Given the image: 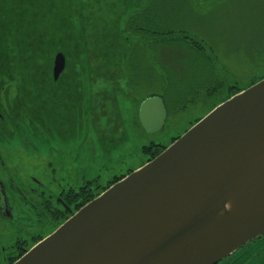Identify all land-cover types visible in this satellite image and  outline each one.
Wrapping results in <instances>:
<instances>
[{
	"label": "rangeland",
	"instance_id": "374dc122",
	"mask_svg": "<svg viewBox=\"0 0 264 264\" xmlns=\"http://www.w3.org/2000/svg\"><path fill=\"white\" fill-rule=\"evenodd\" d=\"M25 1L26 13L16 12L17 17L11 14L10 18L24 19L17 26L28 50L20 63H29L25 67L29 80L38 68L33 52L36 32L42 33L43 38L47 36L51 9L56 12L52 28L59 33L64 30L65 41L61 43L69 50L73 48L71 63L76 76L80 75L82 51L85 55L88 48L90 65L117 62L121 67L116 95L91 107V116L97 113L96 109L105 116L104 125L95 133L90 126L82 148V143L75 142L74 131V142L64 148L63 155L55 156L57 160L72 163L76 186L91 181L104 187L115 176L137 169L147 158L144 152L147 148L169 146L174 138L183 135L238 89H246L264 78V0H47L46 7L43 0L39 17L38 12L31 13L36 8H30V2ZM140 19L150 21L149 29L164 33H150L151 70L146 71L144 63L138 64L133 71L135 82L127 74L130 65L127 49L141 46L140 30L134 28ZM134 20L137 24L131 25L132 32L125 33L128 23ZM66 23L72 35L69 40ZM10 31L15 33L13 27ZM196 45L199 47L195 48ZM15 53L18 54L17 50ZM140 59L133 60L137 63ZM44 96L43 119L50 123L54 119L60 131L67 132L68 125L60 123L57 117L68 112L70 100L65 109L62 106L65 99L57 102L56 95L53 99L50 94ZM153 96L162 99L166 118L162 128L146 131L142 128L139 108ZM32 105L36 108L34 102ZM111 105L117 110L116 116L108 114Z\"/></svg>",
	"mask_w": 264,
	"mask_h": 264
},
{
	"label": "water",
	"instance_id": "95a60500",
	"mask_svg": "<svg viewBox=\"0 0 264 264\" xmlns=\"http://www.w3.org/2000/svg\"><path fill=\"white\" fill-rule=\"evenodd\" d=\"M63 65L58 54L55 72ZM139 118L146 131L162 128V99L144 100ZM262 234L264 78L216 106L12 264H216Z\"/></svg>",
	"mask_w": 264,
	"mask_h": 264
},
{
	"label": "flooded vegetation",
	"instance_id": "af4514ba",
	"mask_svg": "<svg viewBox=\"0 0 264 264\" xmlns=\"http://www.w3.org/2000/svg\"><path fill=\"white\" fill-rule=\"evenodd\" d=\"M28 1L30 8H36L31 13L38 12L39 17V9L46 7L47 0L44 4L43 0ZM26 5L25 0H0V264L15 262L84 204L135 170L130 169L124 175L115 176L104 187L91 181L76 186L73 184L75 172L72 163L55 158L56 155H63L64 148L74 142V131L77 135L75 142L82 143V148L90 126L95 133L104 125L105 116L97 109V113L91 116V107L95 108L98 106L96 102L108 101L116 95L120 87L121 67L117 62L90 65L88 48L87 53L84 50L85 55L82 51L78 68L80 75L76 76L71 63L73 48L69 50L66 44L61 43L65 41L64 30L59 33L52 28L56 12L51 9L50 25L47 24L45 32L47 36L43 38L42 33L36 32L38 38L33 43L36 45L33 52L37 56L35 66L38 68L33 70V77L30 76L29 80L25 71L29 63H20L28 50L24 47L22 30L17 26L22 25L24 19L19 21L16 18L14 21L10 18L11 14L16 16V12L24 14ZM135 20L128 23L126 27L129 29L125 33L132 32L134 28L140 30L141 46L137 47V44L127 49L130 61L127 74L130 81L137 82L133 71L138 64L144 63L146 71L151 70L152 41L151 29L148 28L150 21L139 22L146 25L141 29L140 25L134 27L137 24ZM65 25L69 40L72 35L69 34V24ZM11 27L19 36L10 31ZM50 36L54 37L52 41L49 40ZM84 36L87 34L84 33ZM103 50L106 55L105 48ZM58 54L63 55L64 65L57 73L55 60ZM136 57L141 58L137 63L133 60ZM44 93L50 94L52 99L56 95L57 102L65 99L62 105L65 109L70 100L68 112L57 117L60 123L62 121L63 125H68L67 132L60 131L54 119L51 123L43 119ZM109 109L108 114L116 116L114 105ZM62 133L68 136L65 138ZM165 147L161 145L154 150L147 148L144 151L147 158L142 164L153 159L158 154L157 150L161 152ZM216 264H264V234L245 243Z\"/></svg>",
	"mask_w": 264,
	"mask_h": 264
},
{
	"label": "trees",
	"instance_id": "16d2710c",
	"mask_svg": "<svg viewBox=\"0 0 264 264\" xmlns=\"http://www.w3.org/2000/svg\"><path fill=\"white\" fill-rule=\"evenodd\" d=\"M140 21H142V22H143V21H144V19H140ZM138 25H140V26H141V29L145 28V26H146V25H145V24H143V23H141V24H140V23H138ZM149 30H150V29H149ZM151 33H153V34L155 33V34H160V35H163V33H164V32H159V33H158V31L151 29ZM194 47H195V48H197V47H199V46H197V45H196V46H194ZM237 91H238V90H237ZM156 146H158V145H155L154 147H156ZM159 151H160V150H157V152H156V153H159ZM109 184H110V183H109ZM109 184H108V185H109ZM109 186H110V185H109Z\"/></svg>",
	"mask_w": 264,
	"mask_h": 264
}]
</instances>
